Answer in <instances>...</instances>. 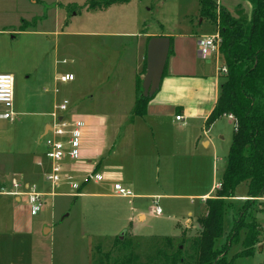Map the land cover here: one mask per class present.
I'll use <instances>...</instances> for the list:
<instances>
[{
	"label": "rangeland",
	"instance_id": "374dc122",
	"mask_svg": "<svg viewBox=\"0 0 264 264\" xmlns=\"http://www.w3.org/2000/svg\"><path fill=\"white\" fill-rule=\"evenodd\" d=\"M101 1L0 0V74L13 76V112L17 113L12 121L0 119V264H91L97 250L113 249L116 237L138 244L140 251L151 239L179 241L181 229L184 239L191 241L198 233L196 218L203 211L200 196L219 182L233 133L225 118L218 119L211 130L214 148H203L196 141L193 147L182 146L181 156L168 161L162 154L160 159L151 158L144 151L143 158L136 152L128 162L131 167H126L134 177V186L128 190L131 197L86 195L98 190L95 173L86 174L77 166L84 162L81 155L71 162L73 167L66 164L57 187L45 179L44 167H34L35 156L44 154L43 136L50 125L41 138L38 134L44 122L52 123L53 112L66 118L106 111L111 122L129 121L135 68L144 47L139 44L142 34L173 35L187 30L198 37L215 32L209 21L198 17L196 0H130L89 9L90 3ZM217 4L235 16L237 10L246 18L251 15L247 0H219ZM70 75L72 81L59 80ZM64 104L66 110L59 112L57 108ZM165 132L173 138L181 136L176 124H167ZM126 140V145L133 144ZM136 143L139 146L138 139ZM12 183L19 185L15 191L29 184L48 196L39 209H29L23 199L17 204L18 199L13 201L15 197L6 193ZM246 191V183H239L234 197L225 202L223 235L217 247H225ZM250 208L262 229L259 242L250 255L235 256L243 249L241 230L226 255L231 264H264V198ZM138 214L144 215L141 221ZM190 241L180 248L190 251Z\"/></svg>",
	"mask_w": 264,
	"mask_h": 264
},
{
	"label": "trees",
	"instance_id": "16d2710c",
	"mask_svg": "<svg viewBox=\"0 0 264 264\" xmlns=\"http://www.w3.org/2000/svg\"><path fill=\"white\" fill-rule=\"evenodd\" d=\"M130 0H102L90 3L89 9L100 10ZM251 15L246 18L239 10L236 16L213 0H196L198 17L209 21L219 37V55L226 73L220 75L216 103L205 120L209 127L223 115L233 120V133L225 164L215 194L202 202V214L196 218L197 235L184 239L181 229L179 241L175 238H155L140 251L138 244L114 238L112 250H97L91 264H231L227 252L238 234L244 231L243 249L235 256H247L259 242L262 232L253 217L257 199L264 198V0H247ZM149 40V38L146 40ZM171 41L170 50L171 53ZM145 54L136 76L135 99L131 118L142 117L149 100L141 96L140 76L144 74ZM245 182L246 200L226 237L225 247H217L223 235V216L226 201L234 197L236 186ZM130 228V227H129ZM184 241V242H183ZM190 241V251L180 248ZM192 251V253H191Z\"/></svg>",
	"mask_w": 264,
	"mask_h": 264
},
{
	"label": "crops",
	"instance_id": "0c3cea01",
	"mask_svg": "<svg viewBox=\"0 0 264 264\" xmlns=\"http://www.w3.org/2000/svg\"><path fill=\"white\" fill-rule=\"evenodd\" d=\"M214 33H216V30ZM158 36L168 37L171 41L172 50L167 57L159 89L147 103L142 117L131 118L130 116L128 122H111L107 118V114H105L106 111L102 113L94 112L95 114L90 113L86 114V116L69 115L66 117L69 121L82 119L86 125L82 130L80 141V158L84 162L78 163L77 166L86 172V174L91 172V175L95 173L102 176V181L100 182L93 180L98 193L86 195L96 197H104L106 195L119 197L134 196L130 195L128 191L134 186V177L129 176L126 167L127 165L131 167V164L128 162L138 151L143 158L145 157V151L149 153L148 156L151 158L157 157L160 159V155L162 154V158L168 161V158L181 156L182 152L180 150L182 146L193 147L196 141H199L200 145L206 149L209 147L214 148L217 145L211 136V130L218 119L208 129H204L203 125L217 100L220 83L219 77L221 75L218 71L223 67V59L219 54L203 53L201 42L203 37L207 35L196 37L193 36L191 31L187 30L173 35L142 34L139 38V44L144 43V47L143 53L140 52L135 68L134 94L135 79L142 66L140 62L144 58L146 40L150 37ZM220 62L222 63L221 66ZM65 77H67V80L63 83L73 80L72 75ZM14 98L15 93L13 91V104ZM43 103L44 100L40 101L38 105H43ZM132 106L128 109L129 114ZM16 115L17 113L14 112V118ZM175 116H180L181 121H176ZM220 118L228 120L234 128L233 120L228 115H223ZM146 121H149V123ZM167 124H176L181 129V136L173 138L166 133L165 127H167ZM49 125L50 122L42 124L38 138L42 137V134ZM197 126H199V131H193V128H197ZM219 138L224 139L223 136ZM126 139L131 140L133 144L126 145L124 143V141H127ZM136 139L139 140V146L137 143L135 144ZM228 141L230 142V139ZM140 146L142 149H140ZM170 152H174L172 154L173 157L169 156L171 155ZM41 159L42 155H37L33 159V165L37 169L40 168ZM67 166L70 168L71 165ZM138 167L140 168V166ZM64 174H66L65 170ZM89 180L90 178H88ZM114 184H118L123 192H127L128 194H113L111 192V185ZM216 188L217 186L215 185L209 191L202 194L200 196L202 201L212 197L211 193ZM61 195L72 197L75 194L63 193ZM135 196L153 197L152 195L139 194ZM13 201H17V198H14ZM19 201L20 199H18L17 204ZM143 216V214H138L137 219L141 221ZM187 216H191V214L188 213ZM126 217L128 220L131 217V213ZM130 225L131 222H129V227Z\"/></svg>",
	"mask_w": 264,
	"mask_h": 264
},
{
	"label": "built area",
	"instance_id": "2783aa9c",
	"mask_svg": "<svg viewBox=\"0 0 264 264\" xmlns=\"http://www.w3.org/2000/svg\"><path fill=\"white\" fill-rule=\"evenodd\" d=\"M219 0H216L218 3ZM219 37L217 33L204 37L201 42L203 53L210 52L219 54ZM221 75L226 73V68L223 66L218 71ZM65 82L67 77L63 76L59 79ZM13 89L14 79L11 74H0V119L12 121L14 118L13 112ZM59 112L66 110L65 105H60ZM53 118L50 124L49 131L43 136L44 140V154L42 155L40 168L44 167V177L52 187H57L61 183V174H64L65 166L69 162L74 163L80 156V141L82 137V130L84 129L85 121L82 119H74L69 121L68 118L59 116L57 113H51ZM229 118L232 119L230 115ZM58 119H60L58 121ZM176 121H181L180 116H175ZM94 180L102 181V176L95 174ZM19 185L11 184V190L7 194L20 199V202L25 201L29 209H39L43 202V198L48 194L37 192L34 185L24 184L21 192L15 191ZM76 188V185H73ZM113 190L115 194H128L123 192L118 184H114ZM49 195H54L51 193ZM22 204V203H21ZM19 206V205H18ZM156 214H160V209L155 207Z\"/></svg>",
	"mask_w": 264,
	"mask_h": 264
},
{
	"label": "water",
	"instance_id": "95a60500",
	"mask_svg": "<svg viewBox=\"0 0 264 264\" xmlns=\"http://www.w3.org/2000/svg\"><path fill=\"white\" fill-rule=\"evenodd\" d=\"M169 50L170 39L168 37H150L147 41L145 46V68L141 80L142 97H152L158 91Z\"/></svg>",
	"mask_w": 264,
	"mask_h": 264
}]
</instances>
